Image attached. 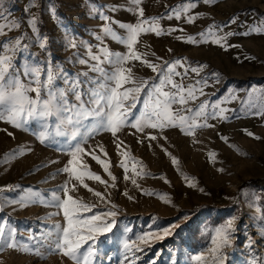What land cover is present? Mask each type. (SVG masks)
I'll list each match as a JSON object with an SVG mask.
<instances>
[{"label":"rangeland","instance_id":"rangeland-1","mask_svg":"<svg viewBox=\"0 0 264 264\" xmlns=\"http://www.w3.org/2000/svg\"><path fill=\"white\" fill-rule=\"evenodd\" d=\"M188 4L194 6L184 11ZM0 5V23L20 25L6 30L7 35L0 36V41L26 37L24 42L30 47L22 55L34 54L41 62L50 59L69 74L87 70L70 62L77 51H84L83 47H66L73 37L78 44L91 45L93 51L103 43L112 52H127L119 39L104 34L107 22L98 18V11L111 17L119 38H126L127 30L120 24L138 23V12L130 9L143 7V19L151 22L156 18L161 34L142 32L136 51L157 64L183 58L186 66H207L199 75L189 72L184 78L185 85L196 84L204 92L194 102L189 101L186 107L192 111L184 114L194 116L201 102L207 101L219 104L228 117H209L206 123L215 127L197 128L195 136L186 135L179 127L162 131L146 128L145 132L158 135L157 141H149L139 132L133 135L135 130L126 124L117 134L126 145L121 149H117L116 137L110 131L96 130L95 122H86L87 128L80 129L73 139L71 126L60 125L56 116L47 119L46 128L41 127L44 121L35 119H28L20 128L0 120V223L7 222L6 230L16 229L21 246L32 248L45 241L43 251L47 243L57 239L56 226L67 227L63 210L53 198L55 193L66 199L63 186L75 199L93 206L89 211L80 210V218L116 213L102 217L113 225L112 230L93 233L95 240L83 245L78 261L58 254L45 252L40 257L8 249L0 253V264H214L217 233L229 222L231 243L222 248L223 264H259L264 259V186L246 184L250 179L264 177V115L259 114L264 113V32L254 30L264 28V0H141L140 5L131 0H0ZM113 8L117 10L112 11ZM189 16L195 17L194 22H188ZM33 20L38 33L32 29ZM38 37H47V49L39 47ZM189 37L195 38L196 43L189 42ZM217 39L220 44L215 43ZM22 55L17 54V63H22ZM126 66L133 68L137 80L152 82L157 76L140 61H129ZM104 67L111 70L113 66ZM213 73H218V77ZM56 83L64 87L62 81ZM30 96L35 97V93ZM44 96L42 91L41 97ZM140 99H144L143 93ZM179 107L173 105V110ZM142 110V103H138L133 111L138 115ZM208 112H212L211 107ZM197 122L202 124L205 120L197 118ZM41 132L46 135L43 142ZM220 136L227 137L228 142ZM257 136L260 139L254 138ZM139 140L144 142L138 143ZM77 141L85 149L76 162L77 171L99 174L108 186L85 175V188L73 174L61 171L68 166ZM90 149L109 161L116 181L86 154ZM121 151H127L128 156H121ZM210 152L216 153L215 162L210 159ZM173 157L178 163L173 164ZM121 160L139 187L124 179ZM189 182L195 186L190 187ZM112 183L115 187H111ZM74 184L77 187L72 190ZM88 189L100 191L106 199L101 201ZM29 190L35 195L27 206L11 203ZM146 234L152 237L148 244L140 239ZM126 243L129 248H125ZM90 245L94 246V253L89 250ZM198 256L200 260L196 259Z\"/></svg>","mask_w":264,"mask_h":264},{"label":"snow or ice","instance_id":"snow-or-ice-1","mask_svg":"<svg viewBox=\"0 0 264 264\" xmlns=\"http://www.w3.org/2000/svg\"><path fill=\"white\" fill-rule=\"evenodd\" d=\"M131 2L134 5L141 4V0H131ZM204 2L210 3L212 0H204ZM193 6L192 4L186 5L184 11ZM116 10L115 8L112 9V11ZM130 10L138 12L141 20L134 25L120 24L121 28L127 30L126 38L117 36L112 28L113 21L110 16L97 12L98 18L107 22L103 26L104 34L111 35L113 39H119L120 43L126 45V53L112 52L103 43L96 51H93L91 45L87 43L78 44L74 37L68 40L66 47L72 49L84 48L83 52L77 51L70 58V62L74 61L76 64L83 65L87 70L74 74H69L63 66H54L50 59L41 62L34 54L22 55L28 53L30 47L27 42H24L26 37L21 36L0 41V120H7L15 127L20 128L28 119H35L44 121L45 123H42L41 127L46 128L47 119L56 116L60 125L71 126L73 129L71 137L73 139H76L79 135L80 129L87 128L86 122H95L98 125L96 130L110 131L113 137H116L117 149H121L122 147L126 148V145L119 140L117 134L126 124H130L135 130L133 135L139 132L144 135L145 139L157 141L158 135L145 132L146 128L162 131L166 127H179L186 135L195 136L197 128L215 127L206 123L209 117L216 119L219 114L221 118L227 119L228 117L223 115L225 110L219 104H209L207 101L201 102L194 116L189 117L184 114L192 111V109L186 107L189 101L194 102L198 99V95L204 94L203 88H197L196 84L185 85L184 78L188 76L189 72L199 75L200 71L207 66H186L183 58L176 59L174 62L164 61L162 64L154 63L145 58L142 53L135 49L140 34L147 31H153L157 35L161 33L156 27V18H152L151 22L143 19V7ZM176 18H180L179 12H177ZM194 20V16L188 17L189 23L194 22ZM115 23L119 22L116 21ZM233 23H235V20H233ZM145 24H148L149 27L145 28ZM19 26L18 22L0 23V36H6L7 31L14 30ZM32 29L38 33L35 20L32 21ZM254 30L264 32V28L258 27ZM208 31L211 33L212 29L210 28ZM203 35L204 33H201V36ZM229 35H232V33H229ZM97 39L99 40L100 37L97 36ZM188 40L191 43H196L193 37H189ZM38 43L42 50L47 49V37H38ZM215 43L220 44L221 40L217 39ZM17 54L22 55V63L16 62ZM129 61H140L157 74L156 78L152 82L137 80L133 68L126 66ZM105 64L113 66L112 69L109 70L104 67ZM178 68H183L184 71H177ZM212 75L218 77L219 74L213 73ZM176 77L180 79L177 80ZM25 79L28 80V83L24 82ZM58 80L63 82L64 87L57 85ZM201 80L204 84H207L203 77H201ZM128 84L133 86L126 88L125 85ZM166 87L168 90H164ZM145 89H148V91H145ZM42 91L45 94L44 98L41 97ZM30 93H35V97L30 96ZM141 93L144 95L142 101L140 99ZM261 101L264 102V96H262ZM138 103H142L143 110L137 115L133 110L136 109ZM173 105H179L180 107L173 110ZM209 107L212 108L210 113L208 112ZM259 114L264 115V113ZM197 118H203L205 123H198ZM39 135L43 142L46 138L45 133L41 132ZM247 135L254 136L251 132H248ZM254 138L260 139L258 136ZM220 139L226 143L228 142V138L225 136H220ZM143 142V140L138 141V143ZM194 142L198 143L199 141ZM73 147L71 160L68 162V166H65L61 171L73 174L74 179L85 188H88V185L84 183L85 175L89 179H94L100 184L108 186V181L104 180L99 174L91 171H77L76 162L80 154L85 153V149L79 146V141ZM161 147L163 146L161 145ZM164 150L167 151V149ZM95 152V149H90L87 150L86 154L103 166V171L111 177L113 182L116 181V176L109 170V161L101 159ZM13 155H15V151ZM120 155L127 157L128 152L121 151ZM104 156H107V152H104ZM209 157L215 162L216 153L210 152ZM172 162L173 164L178 163L175 157H173ZM120 167L124 169V179H130L133 185L139 187L136 179L127 174L128 165L123 160L120 162ZM84 168L87 169L88 166L84 165ZM218 170L224 171V169ZM133 172H135V166H133ZM139 174L136 173V175ZM185 179L188 178L185 177ZM189 186L194 187L195 185L189 182ZM76 187L75 184L72 185V190H75ZM111 187H115V183H112ZM8 190L11 191L12 189L9 188ZM88 190L99 197L101 201L106 199L100 191ZM62 192L66 195V199H62L55 193H53V198L57 202L56 206L63 210L67 227L56 226L58 232L57 239L54 242L47 243V247L43 251L41 249L45 241H41L38 246L32 248L21 246L15 236L16 229L6 230L7 222H4L0 223V253L10 249L32 252L36 256L43 257L46 252L49 255L58 254L62 258L78 261V256L82 255L80 250L83 245L90 240H95L93 233L102 234L112 230L113 225L102 217L115 216V212H107L101 215L93 214L88 219H82L79 216L80 210L89 211L93 206L85 204L75 199L73 195L68 194L69 188L67 186L62 187ZM34 195L29 190L20 200H13L11 203H18L22 207L27 206L32 202ZM124 195H127V192ZM0 211H3L2 207H0ZM262 219H264V216H262ZM230 233V222L218 231L217 247L213 249L214 264H223L225 256L222 248L230 245ZM32 238L34 239V237ZM151 238L150 235L146 234L140 239L144 244H148ZM124 246L125 248L130 247L127 243ZM89 250L94 253V246L90 245ZM137 250L143 251L139 246H137ZM196 259L200 260L201 257L198 256ZM259 264H264V259H261Z\"/></svg>","mask_w":264,"mask_h":264},{"label":"trees","instance_id":"trees-1","mask_svg":"<svg viewBox=\"0 0 264 264\" xmlns=\"http://www.w3.org/2000/svg\"><path fill=\"white\" fill-rule=\"evenodd\" d=\"M246 184L264 186V177L250 179Z\"/></svg>","mask_w":264,"mask_h":264}]
</instances>
